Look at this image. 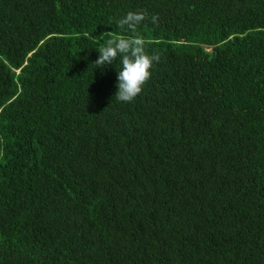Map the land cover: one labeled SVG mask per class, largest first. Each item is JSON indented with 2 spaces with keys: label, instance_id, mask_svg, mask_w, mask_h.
<instances>
[{
  "label": "trees",
  "instance_id": "1",
  "mask_svg": "<svg viewBox=\"0 0 264 264\" xmlns=\"http://www.w3.org/2000/svg\"><path fill=\"white\" fill-rule=\"evenodd\" d=\"M0 264H264V0H0Z\"/></svg>",
  "mask_w": 264,
  "mask_h": 264
},
{
  "label": "clouds",
  "instance_id": "2",
  "mask_svg": "<svg viewBox=\"0 0 264 264\" xmlns=\"http://www.w3.org/2000/svg\"><path fill=\"white\" fill-rule=\"evenodd\" d=\"M147 19L143 11H129L118 25L124 32H135L137 27ZM155 23V18L152 20ZM98 58L93 65L103 71L119 58L120 68L117 71V100L125 103L134 101L141 94L144 85L151 77L154 63L159 61L157 55H149L145 50V41L139 35L127 38L122 35L106 36L99 48Z\"/></svg>",
  "mask_w": 264,
  "mask_h": 264
}]
</instances>
